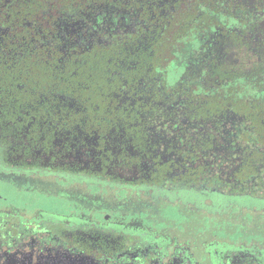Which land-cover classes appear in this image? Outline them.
Listing matches in <instances>:
<instances>
[{"label":"flooded vegetation","instance_id":"flooded-vegetation-1","mask_svg":"<svg viewBox=\"0 0 264 264\" xmlns=\"http://www.w3.org/2000/svg\"><path fill=\"white\" fill-rule=\"evenodd\" d=\"M0 183V264H264V0H0Z\"/></svg>","mask_w":264,"mask_h":264},{"label":"rangeland","instance_id":"rangeland-1","mask_svg":"<svg viewBox=\"0 0 264 264\" xmlns=\"http://www.w3.org/2000/svg\"><path fill=\"white\" fill-rule=\"evenodd\" d=\"M11 204L16 207L26 208L28 212L34 209H42L49 212L65 213L67 203L57 197H47L42 195L20 194L13 190L11 186L0 183V207ZM166 216L177 218L174 209L165 211Z\"/></svg>","mask_w":264,"mask_h":264}]
</instances>
